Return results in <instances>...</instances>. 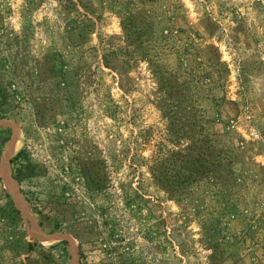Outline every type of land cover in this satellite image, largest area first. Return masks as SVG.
Listing matches in <instances>:
<instances>
[{
  "label": "rangeland",
  "instance_id": "rangeland-1",
  "mask_svg": "<svg viewBox=\"0 0 264 264\" xmlns=\"http://www.w3.org/2000/svg\"><path fill=\"white\" fill-rule=\"evenodd\" d=\"M167 1L183 5L192 26L202 30L206 17L218 26L215 37L198 42L219 48L229 69L225 94L238 104L234 126L252 149L254 162L264 166V0ZM60 4L0 0V59L23 60L21 75L5 82H11L18 106L8 116L19 132L11 159L24 152L34 169L19 184L29 216L44 232L58 224V231L75 242L80 264H115L121 255L138 264H206L209 252L200 243L198 221L170 200L150 174L159 152L174 147L167 140L166 121L157 107L160 94L148 66L140 62L120 75L87 53V63L75 67L74 107L54 94L42 65L53 50L67 55ZM100 14L85 49L122 34L115 14L108 9ZM30 70L33 79L24 75ZM1 130L7 142L0 147V160L12 136L8 128ZM22 162H14L11 170ZM88 172L96 174L100 189L88 184ZM0 179L2 206L9 190ZM15 229L0 224L1 264L9 259L21 264L5 247V239H16ZM17 231L24 232L26 241L38 242L23 221Z\"/></svg>",
  "mask_w": 264,
  "mask_h": 264
},
{
  "label": "trees",
  "instance_id": "trees-1",
  "mask_svg": "<svg viewBox=\"0 0 264 264\" xmlns=\"http://www.w3.org/2000/svg\"><path fill=\"white\" fill-rule=\"evenodd\" d=\"M60 6L67 55L53 50L42 65L54 94L74 107L75 67L87 63L84 54H94L104 68L120 75L144 62L156 81L157 107L174 147L159 152L149 168L156 186L198 221L200 243L209 252L206 264H264V166L254 162L252 149L234 126L238 104L225 94L229 69L219 48L198 42L215 37L218 26L207 17L202 30L190 25L183 5L167 0H61ZM106 9L120 20L121 36L85 49ZM18 60L0 59V119L18 107L11 82H5L21 75L23 60ZM24 75L33 79L35 71ZM6 142L0 138V147ZM21 159L22 166L12 170L19 184L34 171L24 152L10 163ZM86 178L96 189L102 187L95 173ZM4 198L0 224L12 231L22 224L21 213L7 192ZM16 229V239H5V247L21 264H69L66 242L45 248L26 241ZM58 230L54 225L52 231ZM115 264L138 263L121 255Z\"/></svg>",
  "mask_w": 264,
  "mask_h": 264
},
{
  "label": "water",
  "instance_id": "water-1",
  "mask_svg": "<svg viewBox=\"0 0 264 264\" xmlns=\"http://www.w3.org/2000/svg\"><path fill=\"white\" fill-rule=\"evenodd\" d=\"M1 128L10 129L12 131V136L8 141L5 152L0 160V175L3 182L8 187L9 195L11 196L15 207L21 213V219L26 226L28 235L41 244L66 242L67 251L70 257L69 264H80L79 252L76 249L75 242L70 238V236L61 231L44 232L39 223L33 221L29 216L27 201L20 191L19 183L13 178L10 163L12 158L11 148L14 146L19 133L18 126L16 122L11 120L0 119V129Z\"/></svg>",
  "mask_w": 264,
  "mask_h": 264
},
{
  "label": "bare ground",
  "instance_id": "bare-ground-1",
  "mask_svg": "<svg viewBox=\"0 0 264 264\" xmlns=\"http://www.w3.org/2000/svg\"><path fill=\"white\" fill-rule=\"evenodd\" d=\"M46 244H48V243H46Z\"/></svg>",
  "mask_w": 264,
  "mask_h": 264
}]
</instances>
